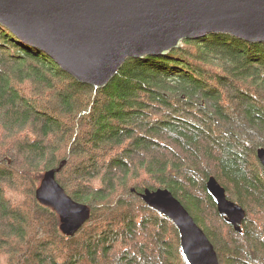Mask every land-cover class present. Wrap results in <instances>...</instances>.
<instances>
[{"label":"trees","instance_id":"obj_1","mask_svg":"<svg viewBox=\"0 0 264 264\" xmlns=\"http://www.w3.org/2000/svg\"><path fill=\"white\" fill-rule=\"evenodd\" d=\"M260 147L264 42L207 34L95 88L0 23V264H186L145 188L170 189L221 264H264ZM52 168L91 207L74 235L35 195ZM212 175L246 209L241 232L207 193Z\"/></svg>","mask_w":264,"mask_h":264},{"label":"water","instance_id":"obj_2","mask_svg":"<svg viewBox=\"0 0 264 264\" xmlns=\"http://www.w3.org/2000/svg\"><path fill=\"white\" fill-rule=\"evenodd\" d=\"M0 23L78 81L99 88L127 60L168 53L185 40L215 33L263 43L264 0H0ZM257 157L264 168V147ZM58 170L45 172L35 195L57 212L61 231L74 235L89 220L91 207L66 192ZM205 186L219 214L241 232L246 209L215 176ZM139 196L177 226L186 264H221L204 228L170 189L145 188Z\"/></svg>","mask_w":264,"mask_h":264},{"label":"rangeland","instance_id":"obj_3","mask_svg":"<svg viewBox=\"0 0 264 264\" xmlns=\"http://www.w3.org/2000/svg\"><path fill=\"white\" fill-rule=\"evenodd\" d=\"M60 169V168H59ZM58 172H59V170H58ZM58 172H57V174H58ZM57 174H56V176H57ZM208 223H206V225H207ZM208 226H209V224H208Z\"/></svg>","mask_w":264,"mask_h":264}]
</instances>
